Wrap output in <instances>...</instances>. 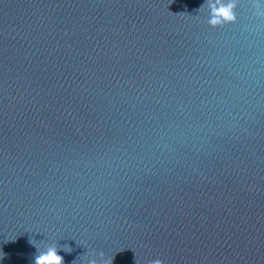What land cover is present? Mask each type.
<instances>
[{"label": "water", "instance_id": "95a60500", "mask_svg": "<svg viewBox=\"0 0 264 264\" xmlns=\"http://www.w3.org/2000/svg\"><path fill=\"white\" fill-rule=\"evenodd\" d=\"M49 247L264 264V0H0V264Z\"/></svg>", "mask_w": 264, "mask_h": 264}, {"label": "clouds", "instance_id": "9594fccd", "mask_svg": "<svg viewBox=\"0 0 264 264\" xmlns=\"http://www.w3.org/2000/svg\"><path fill=\"white\" fill-rule=\"evenodd\" d=\"M232 5L226 4L222 5L220 8L215 9L217 15L213 17L212 22H219L220 17L223 16L225 19L233 18V13L231 11ZM63 257L58 254L55 247H49L47 251L41 253L36 257V264H62ZM94 264V262H92ZM151 264H163L161 260L152 261Z\"/></svg>", "mask_w": 264, "mask_h": 264}]
</instances>
